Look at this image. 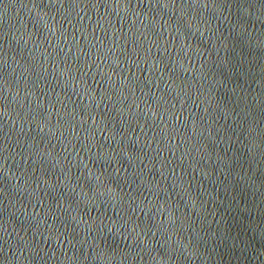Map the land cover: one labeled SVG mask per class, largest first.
Wrapping results in <instances>:
<instances>
[{
  "label": "water",
  "instance_id": "obj_1",
  "mask_svg": "<svg viewBox=\"0 0 264 264\" xmlns=\"http://www.w3.org/2000/svg\"><path fill=\"white\" fill-rule=\"evenodd\" d=\"M0 264H264V0H0Z\"/></svg>",
  "mask_w": 264,
  "mask_h": 264
}]
</instances>
